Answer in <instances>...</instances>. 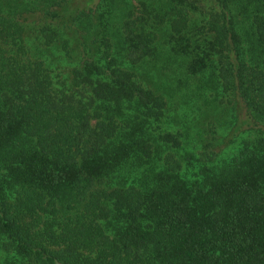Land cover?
Segmentation results:
<instances>
[{
    "label": "trees",
    "instance_id": "trees-1",
    "mask_svg": "<svg viewBox=\"0 0 264 264\" xmlns=\"http://www.w3.org/2000/svg\"><path fill=\"white\" fill-rule=\"evenodd\" d=\"M0 264H264V0H0Z\"/></svg>",
    "mask_w": 264,
    "mask_h": 264
}]
</instances>
